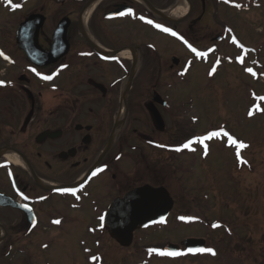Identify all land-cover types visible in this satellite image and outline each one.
I'll return each mask as SVG.
<instances>
[{
	"label": "flooded vegetation",
	"instance_id": "1",
	"mask_svg": "<svg viewBox=\"0 0 264 264\" xmlns=\"http://www.w3.org/2000/svg\"><path fill=\"white\" fill-rule=\"evenodd\" d=\"M242 1L47 0L19 20L16 56L0 49L5 53L0 59L13 67L7 79L0 78V264H36V254L63 242V224L74 219L73 211H84L76 218L89 236H101L109 234L101 217L113 202L145 185L169 190L158 173L161 152L178 154L180 146L162 136L164 112L172 109L162 96L164 60L171 61L174 80L191 69L183 70L186 64L209 63L231 29L216 15L224 8L243 11ZM21 2L13 0L11 6L20 7L10 12L22 10ZM52 3L63 6V13L51 22ZM182 6L187 13L174 17ZM30 15L42 23L29 32L28 55L18 31ZM62 22L65 33L57 45ZM167 39L189 55L179 69L181 57H169ZM185 40L207 55L197 56ZM65 188L76 194L61 191ZM90 249L88 264H100L93 259L99 253Z\"/></svg>",
	"mask_w": 264,
	"mask_h": 264
},
{
	"label": "rangeland",
	"instance_id": "2",
	"mask_svg": "<svg viewBox=\"0 0 264 264\" xmlns=\"http://www.w3.org/2000/svg\"><path fill=\"white\" fill-rule=\"evenodd\" d=\"M46 1L37 0L32 5L23 0V9L13 13L5 5L7 0H0V49L16 56V25L26 13ZM253 2L258 7L253 6L250 11L224 8L216 20L231 26L241 39V49L256 47V64H249L253 55L238 64L241 44L230 45L228 35L209 63L194 62L186 75L174 80V71H169L171 61L164 60L161 77L162 96L172 107L168 115L164 112L163 138H174L181 145L194 134L223 127L248 145L239 149L240 157L226 137L207 141V154L200 144H195L191 153L161 152L163 166L158 173L174 200L164 223L136 231L132 245L123 247L108 233L89 236L85 223L76 218L84 211H73L70 215L74 219L63 224V242L36 254L34 263L88 264L92 247L99 253L100 264H264V99H258L264 97V0ZM47 12L52 22L63 13V6L52 3ZM180 23L183 27L187 24L183 20ZM167 40L163 43L169 57H181L179 69L189 55L177 43ZM249 68L252 72L247 71ZM11 69L8 62L0 59V78L7 79ZM253 73L257 74L255 78ZM171 81L177 86L169 89ZM7 103L8 100L3 101L4 106ZM257 105L259 111L255 110ZM147 121L150 123L149 118ZM187 238L205 239V249H213L215 255L188 252L182 243ZM170 243L180 245L179 255L161 256L150 251H163Z\"/></svg>",
	"mask_w": 264,
	"mask_h": 264
},
{
	"label": "water",
	"instance_id": "3",
	"mask_svg": "<svg viewBox=\"0 0 264 264\" xmlns=\"http://www.w3.org/2000/svg\"><path fill=\"white\" fill-rule=\"evenodd\" d=\"M37 17L38 15L27 17L18 31V42L28 55L31 52L29 32L35 27V23L39 25L42 23V19L38 21ZM64 33L63 23H61L55 36L57 45L61 42L59 40L63 38ZM153 115L156 123L163 126L161 115L158 112H153ZM173 204L174 201L165 187L154 188L150 185H145L127 193L123 199L113 202L105 215V225L111 236L121 246L129 247L133 242L136 230L164 220L170 213ZM183 245L188 249L198 251V249L205 247L206 242L202 238H187L183 241ZM178 248L179 245L169 244L166 250L177 251Z\"/></svg>",
	"mask_w": 264,
	"mask_h": 264
},
{
	"label": "snow or ice",
	"instance_id": "4",
	"mask_svg": "<svg viewBox=\"0 0 264 264\" xmlns=\"http://www.w3.org/2000/svg\"><path fill=\"white\" fill-rule=\"evenodd\" d=\"M7 2L9 4L12 3V0H7ZM237 7H240V5H236ZM12 7L13 8H17V7H20V5L18 4H12ZM148 23H152L151 20L148 21ZM157 28H160L161 25H156ZM163 31L165 32H171V29H168V28H163L162 29ZM229 32H231V29H229ZM172 35H177V33L175 32H171ZM180 39L183 40V37H180ZM232 41L233 43H238V41L236 40V37L233 36L232 37ZM185 44H188V42L185 40L184 41ZM188 47L191 49V51L193 53H195L197 56H206L207 53L206 52H199L197 51V49L195 47H193L191 44H188ZM241 48H243L244 46L241 44L240 45ZM4 53L2 51H0V56H3ZM241 62L243 61V58L241 57ZM33 71H35V69H32ZM213 71H215V69H213ZM247 71L249 72H252V69H247ZM39 75V73H37ZM253 75H255V73H253ZM44 79H51L50 76H44L43 77ZM0 83H3V82H0ZM258 99H264V97H259ZM256 111H259L260 108H259V105L256 106L255 108ZM252 112L250 111L249 115H251ZM222 137H226L227 140H228V143L231 144V145H234L238 151L236 152V155L237 157L239 158L240 157V152H239V149H244L246 147H248V145L242 141H238L236 138H234L233 135H231L227 130H225L223 127H221L219 130H210L207 132V134L205 135H201V136H197L193 139H190L188 140L186 143H184L181 147H178L176 148L175 150L176 151H182L183 149H189L190 151H195V148L192 147V145H195V144H200V145H203L204 147V150H205V154H207V150H208V144L206 143V141H210L212 140L213 138H216V139H220ZM243 163H246V161H243ZM103 169H100L99 171H102ZM93 175H95V173H93ZM61 191L63 192H68V193H71L72 195H75L76 194V189H72V188H65V189H62ZM21 195H23V193H21ZM79 198V197H77ZM24 199L27 200L28 197L27 196H24ZM22 207L24 208H27L28 206L25 204V205H22ZM30 210V209H29ZM101 219H103V217H101ZM181 219H186L185 217H181ZM187 219H191V218H187ZM56 224H60L61 221L60 220H56L54 221ZM219 225H213V227H218ZM45 247H47V245H45ZM150 251L152 252H158L159 255L161 256H164V255H167V256H177L179 255L180 253L178 252H173V251H168V250H158V249H151ZM190 251H196V250H191ZM198 251H205V252H210L212 253L213 255H215V251L211 248H207V249H198ZM94 260H97L99 259L98 257H93Z\"/></svg>",
	"mask_w": 264,
	"mask_h": 264
},
{
	"label": "bare ground",
	"instance_id": "5",
	"mask_svg": "<svg viewBox=\"0 0 264 264\" xmlns=\"http://www.w3.org/2000/svg\"><path fill=\"white\" fill-rule=\"evenodd\" d=\"M188 11V7L187 6H182L178 9H176L174 12H173V16L174 17H182L183 15H185ZM86 17H87V14H86ZM127 54V53H125ZM218 74V73H217ZM210 155V154H209ZM16 163H20L19 159H17L16 157H13L12 158Z\"/></svg>",
	"mask_w": 264,
	"mask_h": 264
}]
</instances>
